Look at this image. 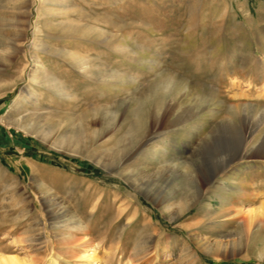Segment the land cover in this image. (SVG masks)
<instances>
[{
  "label": "rangeland",
  "instance_id": "obj_1",
  "mask_svg": "<svg viewBox=\"0 0 264 264\" xmlns=\"http://www.w3.org/2000/svg\"><path fill=\"white\" fill-rule=\"evenodd\" d=\"M242 216L264 0H0V264H264Z\"/></svg>",
  "mask_w": 264,
  "mask_h": 264
},
{
  "label": "bare ground",
  "instance_id": "obj_2",
  "mask_svg": "<svg viewBox=\"0 0 264 264\" xmlns=\"http://www.w3.org/2000/svg\"><path fill=\"white\" fill-rule=\"evenodd\" d=\"M20 43V42H19ZM22 45H24V44H22L21 43V46ZM25 46V45H24ZM33 47V46H32ZM19 48V47H18ZM71 56H73V55H71ZM71 58V57H70ZM73 60H74V58H73ZM72 61V60H71ZM75 61V60H74ZM35 67V66H34ZM34 74L36 73V72H33ZM56 92V91H55ZM28 99V98H27ZM141 109V108H140ZM139 110V109H138ZM138 112V111H137ZM140 113H137L136 114V116L137 115H139ZM256 157H261V156H256ZM238 165V164H237ZM221 185H223L224 186V183H222ZM224 189V188H223ZM258 221H256V219L254 220L253 219V217L252 216H242V219H241V222H240V225H239V227L241 226V228L243 229V231L244 232H247V231H249V229H250V227H251V225H253V223H254V226L255 227H257L258 226V228H260V229H264V220H262L261 222H259V223H257ZM213 223V222H212ZM206 250H211V249H209V247H208V249H206ZM212 251V250H211ZM214 251V250H213ZM262 252H264V250L262 251ZM260 255V254H259ZM262 256H263V253H262V255H260V257L262 258ZM3 261H6V263L7 264H16L13 260H10V261H7V260H3Z\"/></svg>",
  "mask_w": 264,
  "mask_h": 264
}]
</instances>
